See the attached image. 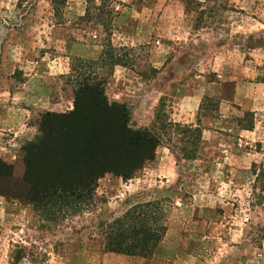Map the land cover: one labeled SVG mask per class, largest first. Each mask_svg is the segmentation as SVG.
<instances>
[{
    "label": "rangeland",
    "instance_id": "obj_1",
    "mask_svg": "<svg viewBox=\"0 0 264 264\" xmlns=\"http://www.w3.org/2000/svg\"><path fill=\"white\" fill-rule=\"evenodd\" d=\"M118 1L101 26L75 25L85 0H65L62 20L49 0H0V264H264V86L234 90L264 82V0ZM149 12L150 35L134 34ZM177 68L192 72L175 91ZM88 74L160 140L131 177L105 173L47 217L25 199L22 146L41 117L73 110ZM138 218L163 228L150 255L107 250Z\"/></svg>",
    "mask_w": 264,
    "mask_h": 264
},
{
    "label": "trees",
    "instance_id": "obj_2",
    "mask_svg": "<svg viewBox=\"0 0 264 264\" xmlns=\"http://www.w3.org/2000/svg\"><path fill=\"white\" fill-rule=\"evenodd\" d=\"M49 1L54 16L61 19L65 0ZM85 1L83 14L76 18L75 25L82 21L106 25L104 16L114 12L113 4H121L118 0ZM144 70L146 75L158 73L149 65ZM77 83L73 110L41 117L33 138L22 146L25 153L22 179L28 183L25 199L35 208L44 210L47 217L53 214L50 207L59 209L60 204L73 195L86 196L105 173L131 177L143 161L151 157L160 140L152 130L149 133L145 128L129 126L128 107L106 100L100 77L88 74ZM155 106L153 110L160 104ZM158 113V109L154 111L151 123L156 122L154 118ZM251 127V117L240 124V129L250 130ZM183 128L195 133V141H198L200 130L197 127ZM8 168H0V172L9 173ZM147 220L151 219H134L132 227L118 232L112 240V248L107 250L149 256L163 228ZM253 229L256 237L264 239V223H254ZM126 239L130 244L123 243Z\"/></svg>",
    "mask_w": 264,
    "mask_h": 264
},
{
    "label": "crops",
    "instance_id": "obj_3",
    "mask_svg": "<svg viewBox=\"0 0 264 264\" xmlns=\"http://www.w3.org/2000/svg\"><path fill=\"white\" fill-rule=\"evenodd\" d=\"M150 15H151V12H149L143 18L142 25L135 27L134 34H135V31H137V33H138V31L141 30V32L144 35V37H145L146 33H148L150 35V31H151V29H150L151 28V17H150ZM138 28H139V30H138ZM134 34L133 33L130 34V39H131V37L133 38ZM207 45L208 46H213L212 43L209 42V41H207ZM154 59H156V57H154ZM214 65H212V68L210 70L212 71L213 74H216L215 76H218L219 78H225L228 75V73L225 74L226 70H223L224 68L222 70H217V69L214 68ZM153 68H155V67H153ZM175 72L176 73H174V76L176 78L174 77V80L172 82L168 83V85H169L170 90H175L176 91L179 80H182V81L185 80L186 77L190 76L192 71L189 68H186V70L184 69V71H183L182 68H177L175 70ZM181 75H182V77H181ZM177 78H179V80H177ZM208 86H210V85H208ZM259 86H264V82L257 81L256 79L255 80H249V79L241 78V80L239 79L235 83L234 90L237 93H242V95H244L247 99H249L248 93H251L252 91H257L259 89ZM245 100L246 99H242V101H245ZM241 131H242V134L243 133H247L246 130H241Z\"/></svg>",
    "mask_w": 264,
    "mask_h": 264
}]
</instances>
